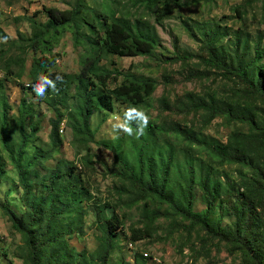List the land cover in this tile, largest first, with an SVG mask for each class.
Masks as SVG:
<instances>
[{
    "label": "trees",
    "instance_id": "16d2710c",
    "mask_svg": "<svg viewBox=\"0 0 264 264\" xmlns=\"http://www.w3.org/2000/svg\"><path fill=\"white\" fill-rule=\"evenodd\" d=\"M159 1L130 0L129 3H144L153 9ZM129 3L122 4L118 0H75L69 9L46 7V22L39 21L38 14L19 17L18 21L27 20L30 23V36L19 31L18 39H12L0 29V72L4 76L0 79V189L6 174L2 160L7 156L18 173L23 191L21 210L12 207L11 201H1V198L0 210L10 218L14 230L25 239L26 264H110L118 237L119 220L116 216L106 215L105 208L109 205L94 203L97 219L93 225L101 234L97 251L76 253L68 239L74 234L84 233L83 219L87 211L82 205L94 199V196L82 174L78 173L74 161H58L56 167L43 177L38 169H45L62 146L59 131L63 120L67 119L71 127L72 144L78 148L76 156L85 151L86 155L81 161L87 163L90 143L96 142V133L90 126L91 117L99 112H113L117 104H122L124 120L125 112L130 107L142 110L154 91L157 82L153 78L110 70L101 64L114 55L121 58L150 55L157 46L155 28L142 17H132ZM153 13L156 23H162L171 16L172 6L162 3ZM66 28L71 31L73 47L82 50L77 75L61 74L56 70L53 52ZM236 39L237 43L241 41L240 36ZM247 40H244L246 44ZM220 41L219 36L211 37L204 42V51L200 54L177 55L176 60L187 62L198 58L209 68L206 70L208 73H202L200 78L215 75L235 82L233 96L228 100L218 102L212 98L209 103L199 105L206 111V123L225 115L230 121L248 126L247 132H231L225 143L214 139L208 144L210 153L220 162L239 164L249 173L241 174L237 192H233V188L225 186L221 180L212 184L209 175L202 177L200 186L207 200V208L204 212L194 211L197 169L190 159L186 160L187 173L183 177L186 185L180 191L181 198L170 199L165 187L173 152L170 151L167 159L161 154L157 155V140L152 130L156 126L150 120L145 127L148 132L139 133L143 139L141 148L134 141L139 160L137 166L123 156V139H117L115 145H108L120 166L113 175L120 180L123 191L133 194L136 201L156 198L158 202L171 203L172 211L165 216L169 219L180 217L178 228H183L190 235L194 231L200 235L201 247L193 250L196 257L203 250H209L208 245L215 244L218 251L225 247L230 255L238 254L245 264H264V65L257 68L264 53L258 43L255 57L246 61L245 56L237 51L234 54L225 53L220 48ZM13 50L17 52L14 54ZM58 76L61 79H57ZM24 77L29 79L27 86L21 81ZM49 80L54 87L47 83ZM4 81H17L25 91L18 115L14 117L10 114L12 106L3 93ZM36 85L44 86L43 96L33 91ZM28 92L56 111V117L50 120L52 130L48 148L43 152H34L30 158L27 157L28 150L41 142V122L35 118L33 103L26 98ZM131 127L138 132L135 120L131 122ZM174 130L191 143H205L198 140L196 132L187 127L176 125ZM31 176L37 178L35 183L29 179ZM35 185L47 188L48 193L40 196ZM126 186L130 188L129 191ZM118 194L121 195L120 192ZM219 198L226 202L228 211L236 218L230 229L220 221L214 223L211 219ZM148 235L149 227L134 228L128 244H136ZM144 252L147 251L137 252L135 264L150 261L151 258L143 256Z\"/></svg>",
    "mask_w": 264,
    "mask_h": 264
},
{
    "label": "rangeland",
    "instance_id": "374dc122",
    "mask_svg": "<svg viewBox=\"0 0 264 264\" xmlns=\"http://www.w3.org/2000/svg\"><path fill=\"white\" fill-rule=\"evenodd\" d=\"M118 1L126 4L130 0ZM74 2L75 0H0V29L12 39H18L19 31L30 36L32 32L30 23L27 20L18 21L19 17H33L38 14L37 19L46 22L48 19L46 7L64 10L71 8ZM162 3L171 4L172 14L158 24L154 19L153 11L162 6ZM129 4L132 17H142L155 28L157 46L150 55L131 58L114 55L103 60L101 64L110 70H120L125 74L132 72L153 78L157 82L142 110L156 126V128L152 127V130L157 140V155L161 154L167 159L170 151L173 152L167 175L166 192L170 199L181 198L180 191L186 185L183 182L185 180L183 177L187 173L186 160L191 159L197 169L193 210L204 212L207 208V200L200 186L202 177L209 175L212 184L221 180L225 186H231L236 193L241 174L248 173L239 164L220 162L210 153L208 144L214 139L225 143L231 132L235 130L247 132L248 126L230 121L225 115L216 117L211 123H206V111L199 104L209 103L212 98L218 102L228 100L233 96L235 82L215 75L200 78L202 73H208L206 70L209 68H206L198 58L183 62L176 60V56L198 55L204 51V42L217 36L221 37L220 48L225 53L234 54L237 51L245 56L246 61L255 57V47L258 43L264 53V0H160L153 9L144 3ZM237 36L241 39L239 43ZM245 39H248L247 44ZM16 52L13 50L14 54ZM53 53L56 70L59 73L79 74L82 50L73 47L69 28L61 33ZM262 65H264V56L257 68ZM30 66L31 60L27 64L28 71ZM3 78V73L0 72V79ZM21 81L26 86L29 83L27 77ZM19 85L17 81H4L3 93L12 106V111L10 110L12 117L18 115L21 98L25 95V91ZM26 98L33 103L35 118L41 122L39 132L41 142L28 150L27 157L30 158L34 152H43L48 148L52 130L50 120L56 117V111L45 102L33 97L32 93L28 92ZM123 111L124 105L117 104L115 111L99 112L91 117L90 126L96 133V142L90 143L91 152L87 156V163L81 161L86 155L85 151L76 156L78 148L72 144L71 127L67 124V119L63 120L61 125L64 133H60L62 146L54 160L47 163L45 169H38L43 177L50 169L56 167L58 161H74L77 163L78 173L82 174L87 188L94 196V199L82 205L87 211L83 219L84 233L71 236L68 239L70 247L76 253L84 250L88 253L97 251L101 234L93 225L97 219L94 203L108 204L109 206L105 208L106 215L116 216L119 220L118 237L110 264H135V256L139 251H147L152 255L147 258H151L150 261L145 260L146 264H245L238 254L230 255L225 247H221L218 251L215 244L208 245L209 250H203L196 257L197 254L193 250L201 247L200 235L195 231L190 235L183 228H178L177 226L181 224L180 217L169 219L165 216L167 212L172 211L171 203L158 202L156 198L136 201L133 194L123 191L120 180L113 175L120 166L108 145H115L117 139H123L125 141L123 156L129 159V163L137 166L139 160L134 141L137 142L138 148H141L143 142L137 131H134L133 135H127L113 127L117 122L123 121ZM176 125L195 131L198 140L205 143L197 144L185 140L175 132ZM143 131L144 134L148 132L146 128ZM2 163L5 165L6 174L0 189L1 201L7 199L11 201L12 207L21 210L20 200L23 191L19 184L18 173L7 156L3 158ZM29 179L34 183L37 181L35 176ZM35 188L40 196L48 193L47 188L37 185ZM125 188L128 191L130 189L128 186ZM211 219L214 223L220 221L225 228L230 229L236 218L228 211L226 202L219 198ZM146 227H149L150 235L139 240L131 249L128 242L132 237V229H146ZM24 245L23 235L14 230L10 218L0 210V264H26ZM153 258L159 259L160 262L154 261Z\"/></svg>",
    "mask_w": 264,
    "mask_h": 264
},
{
    "label": "clouds",
    "instance_id": "9594fccd",
    "mask_svg": "<svg viewBox=\"0 0 264 264\" xmlns=\"http://www.w3.org/2000/svg\"><path fill=\"white\" fill-rule=\"evenodd\" d=\"M57 79H61V77H57ZM48 84L52 85L54 87V84L52 81H47ZM33 91L36 92L38 96H43L45 93V88L43 85H36L33 87ZM135 120L137 124V129L139 133H142L143 129L147 127L149 123V117L145 114L143 110H139L135 107H130L125 112V119L122 122H117L113 125L114 128L123 131L127 135H133L134 129L131 127V122Z\"/></svg>",
    "mask_w": 264,
    "mask_h": 264
},
{
    "label": "built area",
    "instance_id": "2783aa9c",
    "mask_svg": "<svg viewBox=\"0 0 264 264\" xmlns=\"http://www.w3.org/2000/svg\"><path fill=\"white\" fill-rule=\"evenodd\" d=\"M59 132H60L61 134L64 133L63 125L60 126V131H59ZM128 246H129L131 249H133L135 245H134V243L130 242ZM143 256H144L145 258H149V257L151 256V254H150L149 252H144V253H143ZM153 260L156 261V262H160V260L157 259V258H153Z\"/></svg>",
    "mask_w": 264,
    "mask_h": 264
}]
</instances>
